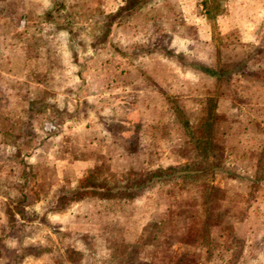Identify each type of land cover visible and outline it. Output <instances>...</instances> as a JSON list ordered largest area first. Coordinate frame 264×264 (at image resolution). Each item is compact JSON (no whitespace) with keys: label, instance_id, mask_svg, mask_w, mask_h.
<instances>
[{"label":"rangeland","instance_id":"1","mask_svg":"<svg viewBox=\"0 0 264 264\" xmlns=\"http://www.w3.org/2000/svg\"><path fill=\"white\" fill-rule=\"evenodd\" d=\"M102 1L0 0V264H264V0H202L207 41L164 25L182 66L141 61L128 121H97L86 89L136 3Z\"/></svg>","mask_w":264,"mask_h":264},{"label":"crops","instance_id":"2","mask_svg":"<svg viewBox=\"0 0 264 264\" xmlns=\"http://www.w3.org/2000/svg\"><path fill=\"white\" fill-rule=\"evenodd\" d=\"M201 3H203L202 0H136L120 21L116 20L112 23L111 31L106 34L104 44L94 49L92 58L88 59L89 63L86 65L90 73L85 80L86 89L94 91V95L91 94L90 98H94L91 100L96 105L97 121H128L135 117L144 118L143 110H141L142 102H130V98H143L145 91L130 82L131 75L136 72L142 75L140 71L144 67L141 68L140 64L144 60L153 62L152 73L148 71L150 68H145V77L149 75L153 77L157 70L156 61L159 60L166 59L168 62L173 61L176 67H178L177 63L180 67L182 66L176 56H162L155 47L157 40L162 38L161 32L164 25L171 28L169 32L174 39L185 43L194 38L201 41L211 38L205 14L201 15L203 8ZM128 4L129 0H103L99 12L106 15L115 14L122 8L125 9ZM222 17L225 16L221 14ZM148 27L152 29L145 33ZM188 30L196 32L194 38L188 35ZM60 35H62L60 32L46 35V39L59 40ZM72 51L76 55H82L80 46L73 48ZM138 68L141 69L139 72ZM101 153L99 149L98 161L103 157ZM85 157L86 159L79 161L73 158V163L72 161L69 163L67 158L59 167L57 165V168L62 172L63 166L68 163L73 172L78 171L77 175H79L81 169H89V166L97 165L90 161L89 156ZM93 162L96 161L93 160ZM81 177V175L78 176V178Z\"/></svg>","mask_w":264,"mask_h":264},{"label":"trees","instance_id":"3","mask_svg":"<svg viewBox=\"0 0 264 264\" xmlns=\"http://www.w3.org/2000/svg\"><path fill=\"white\" fill-rule=\"evenodd\" d=\"M90 187V186H89ZM93 188V187H92ZM84 190H87V186L85 188H79L77 190V192H80V191H84ZM92 191L94 192V188L92 189ZM96 191V190H95Z\"/></svg>","mask_w":264,"mask_h":264},{"label":"built area","instance_id":"4","mask_svg":"<svg viewBox=\"0 0 264 264\" xmlns=\"http://www.w3.org/2000/svg\"><path fill=\"white\" fill-rule=\"evenodd\" d=\"M47 130H49V131H50V130H54V127H49V129H47Z\"/></svg>","mask_w":264,"mask_h":264}]
</instances>
